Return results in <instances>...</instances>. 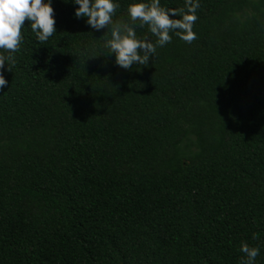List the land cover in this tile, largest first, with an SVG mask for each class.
<instances>
[{
  "label": "trees",
  "instance_id": "1",
  "mask_svg": "<svg viewBox=\"0 0 264 264\" xmlns=\"http://www.w3.org/2000/svg\"><path fill=\"white\" fill-rule=\"evenodd\" d=\"M52 7L57 32L25 20L5 65L0 264H241L242 242L264 264V0H199L197 38L130 70Z\"/></svg>",
  "mask_w": 264,
  "mask_h": 264
},
{
  "label": "clouds",
  "instance_id": "2",
  "mask_svg": "<svg viewBox=\"0 0 264 264\" xmlns=\"http://www.w3.org/2000/svg\"><path fill=\"white\" fill-rule=\"evenodd\" d=\"M53 0H0V91L8 84L4 76L5 65L11 72L14 65L13 54L19 50L23 41L21 35L25 20L29 22L38 42H47L57 32ZM75 7L74 17L84 19L87 26L95 31L107 28L111 36L103 47L110 56L114 54L116 66L130 70L133 65L148 66L154 62L156 48L172 40L175 34L185 42L196 39L193 31L197 20L196 10L199 0H185L184 8H165L160 0H136L127 7L130 22L114 21L113 16L119 7L118 0H71ZM139 27L147 25L148 31L156 37L153 42L147 36L138 38L136 22ZM240 251L244 253L241 264H255L259 248L242 242Z\"/></svg>",
  "mask_w": 264,
  "mask_h": 264
}]
</instances>
